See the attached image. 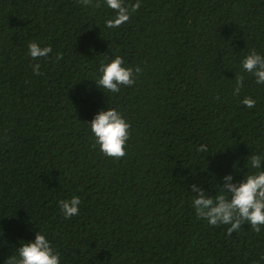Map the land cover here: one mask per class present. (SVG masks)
<instances>
[{"label": "trees", "instance_id": "16d2710c", "mask_svg": "<svg viewBox=\"0 0 264 264\" xmlns=\"http://www.w3.org/2000/svg\"><path fill=\"white\" fill-rule=\"evenodd\" d=\"M139 2L108 28L105 0H0V264L39 231L61 264H264V226L229 237L197 218L191 187L215 196L226 175L264 170L246 165L264 156V84L242 68L264 55V0ZM30 42L53 51L34 60ZM116 55L142 71L105 93L95 80ZM108 108L131 124L119 160L89 125ZM73 196L66 219L59 201Z\"/></svg>", "mask_w": 264, "mask_h": 264}, {"label": "clouds", "instance_id": "9594fccd", "mask_svg": "<svg viewBox=\"0 0 264 264\" xmlns=\"http://www.w3.org/2000/svg\"><path fill=\"white\" fill-rule=\"evenodd\" d=\"M87 7H99V3L93 4V0H79ZM106 5L116 13L114 19L106 21V27H119L130 19L131 13L136 12L141 4L139 0L129 8L124 0H105ZM29 55L34 60L49 56L53 49L51 46L41 47L37 42L28 45ZM58 55L57 59H62ZM34 73L39 75V64L32 66ZM242 68L255 76L256 83L264 84V55L258 54L254 49L243 59ZM101 76L95 80L96 85L105 93H119L122 86H132L136 80L134 77L141 73L140 67L125 66V60L116 55L110 62L102 64L99 69ZM243 76L236 77L234 94L239 95L243 88ZM242 103L248 108H254L256 101L251 97H245ZM91 132L95 137V145H99L100 151L108 157L119 160L126 156L127 143L130 138L131 124L116 108L101 110L89 123ZM201 153H207V145H201L198 149ZM264 156L251 154L247 158V164L252 169H261ZM238 163V162H237ZM232 174L224 177L220 186L221 191L215 196L210 195L201 186L193 184L194 195L192 206L198 219L206 220L211 226L226 225L227 235L230 237L238 232L245 224H249L256 233L264 226V170L248 173L244 179L234 183ZM81 200L73 196L70 200L59 201L66 219L79 215ZM18 256L8 258V264H61L60 253L54 249L46 235L39 231L35 240L25 242L17 249Z\"/></svg>", "mask_w": 264, "mask_h": 264}]
</instances>
